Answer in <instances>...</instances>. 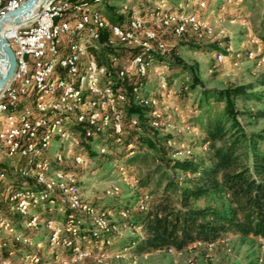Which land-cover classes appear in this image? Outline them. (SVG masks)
Segmentation results:
<instances>
[{
	"label": "built area",
	"instance_id": "1",
	"mask_svg": "<svg viewBox=\"0 0 264 264\" xmlns=\"http://www.w3.org/2000/svg\"><path fill=\"white\" fill-rule=\"evenodd\" d=\"M26 1L0 0V19ZM112 1L43 0L31 18L19 23L11 18L2 26V31L8 21L16 26L5 38L17 64L0 92V253L12 257L20 247L34 249L15 264H42L43 247L18 230L11 214L24 218V227L31 233L44 225L50 249L70 252V258L55 256L54 264L82 263L93 257L88 246L98 249V263L113 259L135 264L129 249L109 253L113 235H119L111 224V212L84 199L77 176L64 168L67 159L84 168L91 162V152L108 156L111 143L121 145L132 129L141 130L137 115L128 118L131 103L148 111L147 123L155 131L173 135L192 131L190 125L180 129L168 111L167 34L179 41L216 44L225 51L216 52L218 63L232 53L231 43L224 42L226 29L211 20L212 0H197L192 6L187 0L174 9L156 6L148 20L134 10L135 0H122L116 13L125 16L123 24L111 23L103 12ZM119 50L131 56L114 52ZM248 55L257 58L252 51ZM2 60L7 67L8 60ZM152 74L158 77L156 92L148 84ZM167 145L173 148V159L192 156V150L185 143L177 144L175 138ZM128 149L133 156V144ZM120 193L119 186L113 185L105 196ZM152 202L153 197L146 194L139 209L147 211ZM43 209L61 219L43 221L39 212ZM227 240L224 236L207 246L197 243L185 251L170 248L168 252L182 254L199 247L213 251ZM256 242L264 248V237ZM189 263L194 264L192 259ZM0 264L13 263L3 259Z\"/></svg>",
	"mask_w": 264,
	"mask_h": 264
},
{
	"label": "rangeland",
	"instance_id": "2",
	"mask_svg": "<svg viewBox=\"0 0 264 264\" xmlns=\"http://www.w3.org/2000/svg\"><path fill=\"white\" fill-rule=\"evenodd\" d=\"M185 1L187 0H135L133 8L148 20L150 12L156 6L174 9ZM196 1L191 0L190 5H194ZM121 2L122 0H113L108 6H113L118 11ZM107 7H104L103 12L109 16ZM210 9L209 12L213 11L210 16L213 24L226 29L228 37L224 42H230L232 45V53L227 54L224 62L216 61V51H211V45L208 43L187 41L191 43L190 46L173 39L172 36L167 40L170 54H176L189 69L188 71L180 68L171 69L168 65V72L165 74L171 92L168 111L180 129L185 125H190L192 131L165 135H171L169 140L175 138L177 144L185 143L192 150L191 157L204 156L208 151V144L205 143V135L199 122L202 117L208 119L206 104H203V108L201 107L202 92L204 90L225 91L254 84L264 76V0H212ZM207 14L209 13L207 12L205 16ZM116 15L118 14L116 13ZM216 19L220 23L216 24L214 22ZM253 40L258 42L253 43ZM251 51L257 58L249 57L248 54ZM237 53L238 57H236ZM195 76L198 78L199 84L194 91H191L192 77ZM157 83L158 77L152 74L148 84L154 92H156ZM187 84L189 90L183 88ZM254 93H257L260 99H238L236 101L235 106L239 112L238 119L248 133H264V88H258ZM224 106L223 100L216 99H212L208 105L213 114L222 111ZM2 118L3 115H0V122ZM58 144V141L54 143V152L58 150ZM110 148L108 156L101 157L94 152L91 162L84 168L75 167L71 158L67 159V164L64 166L77 176L84 199L111 212V224L119 235H113L109 253L129 249L128 251L136 258L135 264H190L189 260L191 259L194 264H264V248L259 246L256 241L243 240L235 235H226L229 240L213 251L199 247L182 254H171L167 250L149 252L139 249V239L145 237V232L142 227L136 225V219L140 213L138 204L145 194L153 197V203L160 199L162 190L157 186L160 173L154 172L156 163L152 160V156L146 161L139 160L135 163H128L131 159L129 153L127 154L121 147ZM78 152L74 151V153ZM125 152L127 156L123 155ZM121 168L124 170L122 171ZM185 178V175H179V181H183ZM10 179L14 178L11 176ZM147 183V186H142ZM113 185L119 186L120 195L117 197L105 196V191ZM226 203L227 199L225 200V198L211 196L200 200L196 205L221 207ZM39 212H42L43 221L49 218L61 219L59 214L50 213L46 209L39 210ZM123 212L127 213V216L122 215ZM11 217L22 234L42 242L41 256L44 261L52 260V257L55 256L65 257L68 254L62 249L56 252L50 249L47 242L48 232L44 225L41 226L39 232L31 233L24 227V218L16 214H11ZM88 248L91 249L93 257L91 256L80 264L130 263L128 260L115 261L113 259L98 263L95 260L98 249L91 246ZM33 251L32 248L20 247L12 257H8L6 253H0V260L8 259L15 264L20 262L23 254ZM68 255L70 258V252Z\"/></svg>",
	"mask_w": 264,
	"mask_h": 264
},
{
	"label": "trees",
	"instance_id": "3",
	"mask_svg": "<svg viewBox=\"0 0 264 264\" xmlns=\"http://www.w3.org/2000/svg\"><path fill=\"white\" fill-rule=\"evenodd\" d=\"M107 9L110 14L106 17L111 23H124L125 16L116 15L113 6ZM171 36L167 34L166 40ZM191 40L195 43L194 39L180 42L191 46L187 42ZM211 51L225 52L216 44L211 45ZM114 52L123 57L131 56L120 50ZM167 63L171 69L189 70L176 54H170ZM198 84V78L192 77L190 90L194 91ZM187 85L183 88L189 87ZM258 88H264V76L254 84L225 91L204 90L201 107L206 104L208 119L202 117L199 122L208 151L201 157L180 160L171 157L172 150L167 145L171 135L148 125L145 108L129 105L128 118L137 115L141 130L132 129L121 145L111 143L110 147H121L128 154V145L133 144L135 153L128 163L146 161L152 156L156 163L154 172L160 173L157 186L162 190L160 199L152 202L147 211L138 209L136 225L145 232V237L139 239V249L158 252L172 248L181 252L197 243L207 246L218 242L226 235L253 241L264 237V133H248L238 119L235 106L238 99H260L254 93ZM212 99L225 102L222 111L212 113L208 107ZM180 174L186 176L183 181H179ZM211 196L225 198L227 203L221 207L196 205ZM54 259L42 263L54 264Z\"/></svg>",
	"mask_w": 264,
	"mask_h": 264
},
{
	"label": "water",
	"instance_id": "4",
	"mask_svg": "<svg viewBox=\"0 0 264 264\" xmlns=\"http://www.w3.org/2000/svg\"><path fill=\"white\" fill-rule=\"evenodd\" d=\"M39 2H41V0H27L20 9L11 12L0 19V48L4 52V58L8 60L9 64L5 72L0 69V92L13 77L17 64L15 53L10 47L8 40L1 37L2 26L8 19L11 18H14L16 23H19L21 21V18L25 15L30 14Z\"/></svg>",
	"mask_w": 264,
	"mask_h": 264
},
{
	"label": "bare ground",
	"instance_id": "5",
	"mask_svg": "<svg viewBox=\"0 0 264 264\" xmlns=\"http://www.w3.org/2000/svg\"><path fill=\"white\" fill-rule=\"evenodd\" d=\"M42 1L43 0H41V2H39L37 4V6L34 8V10L30 14L23 16L21 19H23V21H26L27 19L31 18L37 12V10H38L39 6L41 5ZM15 28H16V26L13 25V22L12 21H8L6 23V26H5V31L1 32V37L5 38V33L9 32V31H12ZM4 55H5L4 52L0 48V69L3 72H5V70L7 68L6 65L3 63V60H2V59H5Z\"/></svg>",
	"mask_w": 264,
	"mask_h": 264
},
{
	"label": "crops",
	"instance_id": "6",
	"mask_svg": "<svg viewBox=\"0 0 264 264\" xmlns=\"http://www.w3.org/2000/svg\"><path fill=\"white\" fill-rule=\"evenodd\" d=\"M8 183H10V182H8Z\"/></svg>",
	"mask_w": 264,
	"mask_h": 264
}]
</instances>
